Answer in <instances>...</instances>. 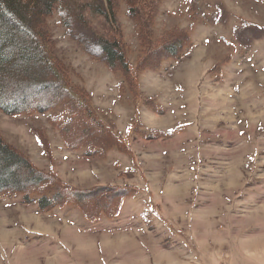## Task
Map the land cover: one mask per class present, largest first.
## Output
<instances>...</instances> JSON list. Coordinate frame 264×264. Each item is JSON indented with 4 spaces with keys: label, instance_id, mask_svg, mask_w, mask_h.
<instances>
[{
    "label": "rangeland",
    "instance_id": "374dc122",
    "mask_svg": "<svg viewBox=\"0 0 264 264\" xmlns=\"http://www.w3.org/2000/svg\"><path fill=\"white\" fill-rule=\"evenodd\" d=\"M64 1L84 12L79 22L57 6L46 21L55 59L131 153L80 158L50 114L0 111L5 142L64 189L60 206L44 210L37 196L0 198V264H264V0H134L133 9L129 0ZM107 27L119 31L133 84L99 50ZM180 32L192 45L174 60L167 45ZM160 40L161 66L142 71ZM148 79L160 98L142 90ZM151 99L162 109L151 131L161 136L138 117ZM109 185L126 192L88 193ZM112 197L119 213L109 217Z\"/></svg>",
    "mask_w": 264,
    "mask_h": 264
},
{
    "label": "trees",
    "instance_id": "16d2710c",
    "mask_svg": "<svg viewBox=\"0 0 264 264\" xmlns=\"http://www.w3.org/2000/svg\"><path fill=\"white\" fill-rule=\"evenodd\" d=\"M100 2L96 6L99 13H101ZM57 6L68 10L62 12L63 17L69 14L80 22L84 8L82 5L73 6L68 1L0 0V111L8 116L31 113L50 114L49 122L60 132L66 148L84 150V156L105 155L113 148L124 153H131L130 147L125 145L121 135L114 133L105 124L88 95L70 85L68 68L55 59L54 43L45 29V23ZM89 6L94 7V3H90ZM136 6L138 7L136 1L129 0L131 9ZM107 19L108 16L106 21L110 20V18ZM182 32L177 40L167 45L171 59H179L192 45L191 37L186 35V39H183ZM117 33L119 31L107 27L104 33L98 36L97 45L105 55L107 67L112 71H120L133 84L135 82L131 79L133 67L122 53V45L116 36ZM167 38L169 37L164 36L162 40ZM163 46H166V43L163 44L161 40L149 43L152 50L150 49L148 56L151 60L141 70H158L165 59L157 56L159 49ZM143 64L135 68L138 69ZM136 87L137 97H142L139 82ZM145 105L155 113L162 112L152 99L146 100ZM58 107L63 111L52 115V111ZM149 131L151 136L163 135L161 132ZM144 132L141 131V133ZM37 137L43 147L39 134ZM49 176L39 171L29 158L5 142L0 135V198L19 195L23 197L24 202H31L37 196L38 205L43 210L60 206V194L64 192L63 186L60 180H57L58 178ZM114 191L120 193L126 192V189L109 185L93 188L88 193ZM77 193L79 196L84 194V198L85 194H88ZM114 199L119 200L117 197ZM114 199L112 197L108 201ZM99 202L96 201V204ZM76 203L83 207V203ZM119 206L120 203L112 201L104 208L109 213V217H114L119 213ZM84 210L82 209L83 212ZM84 213L91 220L99 218V216L90 218L91 215Z\"/></svg>",
    "mask_w": 264,
    "mask_h": 264
},
{
    "label": "crops",
    "instance_id": "0c3cea01",
    "mask_svg": "<svg viewBox=\"0 0 264 264\" xmlns=\"http://www.w3.org/2000/svg\"><path fill=\"white\" fill-rule=\"evenodd\" d=\"M207 72V71H206ZM205 72V73H206ZM146 73L147 72H145V74H144V76H146ZM151 73H153V72H151ZM147 81H150L149 82V84H145V83H143V86H141L142 87V90H145V87H146V92H148L149 94L150 93H152L153 95H156V98L158 99V97L160 98V96H161V94H157V92H158V90H157V86L156 85H154L153 83H152V81L150 80V79H148ZM177 90L179 91V92H181L178 88H177ZM144 92V91H143ZM158 96V97H157ZM173 96V95H172ZM160 102V101H159ZM160 103H162V102H160ZM124 112H120V111H117L116 112V114L117 115H120L121 116V120H122V124L124 123V124H126V128H125V130H123V131H127V129H128V125H129V121H130V118H128V116H130L127 112H126V110L124 109V108H121ZM138 117H139V120H140V122H141V124L143 125V127L145 128V129H147V130H153V129H159L160 130V128H157L158 126L156 125V121H159V119H157V118H161L162 116H159V115H157V113H155V112H153V111H151L148 107H143L139 112H138ZM121 128H119V130H120ZM162 130V129H161ZM121 133V132H120ZM121 134H123V133H121ZM68 151H72V150H68ZM77 156H79L80 158H83L84 156V154H83V152H76V151H73ZM72 152V153H73Z\"/></svg>",
    "mask_w": 264,
    "mask_h": 264
}]
</instances>
